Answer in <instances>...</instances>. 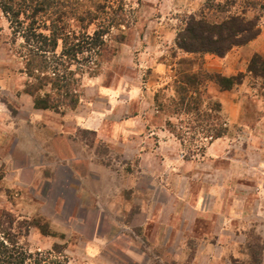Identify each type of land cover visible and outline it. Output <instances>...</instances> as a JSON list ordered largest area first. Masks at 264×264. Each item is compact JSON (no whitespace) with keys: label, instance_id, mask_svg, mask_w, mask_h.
I'll use <instances>...</instances> for the list:
<instances>
[{"label":"rangeland","instance_id":"obj_1","mask_svg":"<svg viewBox=\"0 0 264 264\" xmlns=\"http://www.w3.org/2000/svg\"><path fill=\"white\" fill-rule=\"evenodd\" d=\"M43 1L29 0L28 15L34 13L35 2ZM226 1L48 0L49 9L34 17V27L46 35L56 27L55 35L63 37H58L55 61L41 66L35 61L31 78L22 72L30 61L23 56L35 49L20 35L30 18L20 15L23 32L17 33L18 27L10 24L0 9V90H12L0 92V136L9 138L0 150L1 232L9 234L25 251L42 255L50 252L57 259L61 255L67 264H264V76H234L241 80L230 88L231 94H241L232 99L231 119L219 114L220 109L218 113L204 111L208 103L213 108L219 104V99L209 95L213 82L202 85L200 91L206 102L198 111L186 114L180 106V98L200 97L192 91L189 95L182 90L184 85L177 83L182 77L179 72L188 68L179 63L192 62V70L206 74V79L212 73L206 70L203 59L175 56L176 34L189 16L220 21L229 14H240L246 4L237 2L230 8ZM2 2L14 8L24 4L23 0ZM255 11L261 30L264 13L259 8ZM247 16L252 17L253 12ZM95 31H99L102 42L91 48L81 36H91ZM74 34L77 41L72 40ZM63 38H68L67 44L63 45ZM127 39L126 50L135 54L126 51L119 57ZM64 48H70L71 53L61 56ZM135 49L141 57L136 56ZM137 58L165 62L170 67L166 81L156 77L147 63L130 69V62L135 63ZM53 68L65 81L58 86L81 95L101 82L109 85L108 90L116 82L114 90H147L157 85L158 90H180L173 99L159 91L155 101L165 116V132L161 134H170L176 140L172 144L180 154L173 156L178 157L179 162H174L178 171L169 178L157 169L153 175L140 173L137 143L132 142L130 150L121 146L115 151L94 132L72 128L75 143L67 147L70 153L65 142H57L62 145L56 148L52 144L56 158L38 157L27 165L31 168H20L25 164L23 154L21 158L11 156V148L21 129L14 122L11 135L4 126L18 118H30V110L15 90H35L39 83L46 88L38 95L48 94L50 105L55 101L68 103L69 97L61 96L54 80H35L37 71L50 77ZM214 87L220 89L215 83ZM192 102L190 107H195L196 100ZM128 114L119 109L115 116ZM31 117L35 118L33 112ZM214 122L218 124L215 127ZM215 134L219 140L213 139ZM28 135L22 132L20 140ZM29 145L19 147L24 150ZM83 156L101 162L104 176L96 172L88 175L83 163L74 160ZM38 163L47 167L37 175ZM210 238H218L219 245L216 241L210 245Z\"/></svg>","mask_w":264,"mask_h":264},{"label":"crops","instance_id":"obj_2","mask_svg":"<svg viewBox=\"0 0 264 264\" xmlns=\"http://www.w3.org/2000/svg\"><path fill=\"white\" fill-rule=\"evenodd\" d=\"M126 49H129L128 39L124 43V47L119 50V57H121V55L125 56L126 51H128L129 54L130 52L132 55L135 54ZM134 51H137V57H141L137 55L139 49H135ZM177 55H180L181 59H193L195 57L194 55L186 54L178 50L175 46V56ZM254 56H260L264 60V27L261 28L259 35L245 46L232 49L222 58L213 55H204L201 57V60H205L204 64L208 72L223 77H234L238 74H250L247 68L250 60ZM144 63L149 65L148 67L151 69V72L159 79L165 80L167 78V71L170 67H168L165 62L157 59L145 60L142 62L137 58L135 63H133V61L130 62V69L142 67ZM116 83H114L112 90H108L107 86L109 85H104V83L101 82L94 86V90H83V95L77 90H72L71 93L75 94L77 97L75 105L72 106L69 105V103L62 102L57 109H36L33 104L34 97L28 94V90H15L17 94L19 93L21 98L25 99V102L28 104L26 109L28 111L30 110V118H18V120H12L4 126L5 130L8 129L11 131V135L14 133L12 131L14 122L15 126L22 130H17L19 139L15 138L11 148V154H13L11 156L21 158L22 156L20 153L23 154L25 164L20 168L24 169L30 167L27 165H30V162L38 157L42 158L40 160L47 159V155L56 158V148L62 145L57 142H65L66 149L67 147L70 148V142L75 143V136L71 134L72 128V130L75 131L94 132L96 138L102 142L104 141L106 147L111 150H115L121 146H127L130 150L129 145L132 146V142H135L138 146L135 152L137 153V158L141 161L139 167L142 170H140V173L153 175L156 174L155 171L157 169L163 171L164 175L168 178L169 176H173L174 171H178L176 163L179 162L177 155L176 158L173 157L174 154H178V151L172 144L176 140L172 138L170 134H161L162 130H164L163 125H165V116L158 111L159 109L155 106V101L159 91L165 92L166 97L171 99L175 98V91L158 90L160 89L158 85L154 86L155 88H149L147 90H114V88L117 87ZM211 83L212 82H207L206 85ZM212 85V91L209 92V95L210 97L219 99V114L221 113L222 116L228 115L231 119V117H233L232 110L230 109V106L233 104L232 99H237V96H239L238 93L240 92H235L234 95H232V89H229L231 91H220L221 89L214 87V83H212ZM233 90H242V88H234ZM0 92H5L7 94L12 92V90H0ZM44 95L45 94L42 96ZM121 100L124 102H121ZM228 108L230 111H228ZM119 109H125L126 112L131 114H128L126 117L117 118L115 115L118 113ZM32 112L35 118L31 117ZM108 115L113 116L110 118ZM42 122L46 124L42 125ZM39 127L41 128L39 129ZM112 128L113 130L111 131ZM25 131L30 133V136L28 135V137L23 138L22 141L24 142H22L20 140V138H22L21 134ZM8 139L7 135L0 136V150L3 149L1 146H5L6 143H8ZM219 139L220 138L216 140ZM23 143H28L30 145L28 148L26 147L22 150L19 146ZM77 143L80 142L77 141ZM46 144L47 146L50 145L49 149H47ZM52 144L56 146L55 149L52 148ZM67 152L70 153L68 149ZM178 156L180 157V154H178ZM89 157H74V160H79V162L83 163L82 165L85 167L84 170H86L88 175L91 176L92 172H96L104 176L103 172L105 170H103V164L98 161H93L92 158ZM91 160L94 163H92ZM175 160L177 161L176 163H174ZM46 167L42 163H38V165L35 166L38 171L37 175L41 173L40 171L44 172ZM30 180L31 179H29L28 182H30ZM89 180L91 181L92 177L91 179L89 178ZM151 221H154L152 217ZM210 241V245L215 241L216 244L219 245L218 238H210Z\"/></svg>","mask_w":264,"mask_h":264},{"label":"trees","instance_id":"obj_3","mask_svg":"<svg viewBox=\"0 0 264 264\" xmlns=\"http://www.w3.org/2000/svg\"><path fill=\"white\" fill-rule=\"evenodd\" d=\"M24 4L14 8L9 2H2L0 3V9L2 13L8 17V21L10 24H14L18 27V30H16L17 33L23 32L20 28L23 26V20L20 19V15L25 14L27 19L30 18V23L26 26L24 29L25 32L21 33V38L23 42L26 45L31 46L35 49V51L30 50L28 55L23 56V58L30 60L26 62L23 73L26 74L29 78L32 76V71L36 67V65L33 66V63L35 64V61L40 62L41 64H48L49 62L52 63L56 59V43L57 40L60 39L58 37H63L61 35H55L56 33V27L53 28V30L49 31V35L43 34L42 31H39L37 27H34V17L42 13L45 10H48L47 6L50 4L48 3V0H44L43 2H35L34 4V10L32 15H28V9H30L29 0H23ZM36 1V0H32ZM237 2H246L243 10L240 14H229V16H226L222 20H206L203 16L197 17V16H189L187 17L183 27L178 30L176 37H175V45L178 50L196 56L199 59H201L204 55H213L218 58L224 57L226 54H228L232 49L237 47H242L254 40L260 33V27H259V19L260 16H257L256 13L258 11H255L256 8H259V11L261 13H264V0H227L226 6L232 7ZM32 3V2H31ZM27 9V10H26ZM249 11L253 12V16L246 17V13ZM228 11H226L227 13ZM255 12V13H254ZM229 13V12H228ZM76 35H73V41L77 39L75 38ZM68 38H63L62 41L64 42L63 45L67 42ZM81 39L86 40L87 44H90L91 48L99 47V42H102L101 36L99 34V31L93 32L91 36L84 34L81 36ZM82 40V41H83ZM31 43V44H29ZM79 43V40H78ZM34 45V47L32 46ZM71 53V49L64 48L61 50L60 55L64 56L66 54ZM73 52V51H72ZM66 53V54H65ZM76 55V53H73ZM193 61V60H190ZM260 63V66L257 67V64ZM179 65H185L188 66L187 69L182 70V72H179V77L182 75L181 79L177 82L179 84H183L185 87L182 90H185L186 92L190 91L194 92L197 97H200L199 99L194 98H180V106H183V112L188 114L191 111H198L199 106L203 105L204 102H206V97H202V92L200 91L202 89V85L206 84L207 82H213L220 89L223 91H228L233 85L239 83L241 80H236L234 77H223L218 74H211L210 78L206 79V74H203L198 71L192 70L191 66H193L192 62L185 63V60H182V62L179 63ZM261 65L263 70H261ZM34 67V68H33ZM37 71V70H35ZM56 69H52L50 72V77H44V73H41L37 71L40 76L36 75L35 78L36 81L40 80L41 82H48L52 83L53 80L56 82L55 87H60L59 90L61 93H63L61 96L69 97V105L74 106L76 103V95L72 94V90H63V86H58V83H64L62 82L63 79H61L62 75H59ZM248 73L252 74L253 76H260L263 78L264 76V60L260 56H254L247 68ZM259 72H262V74H258ZM242 76V75H239ZM203 81H200L201 79ZM205 78V79H204ZM237 81V82H235ZM35 90H33V87H31V90H28V94L32 95L33 98V104L36 109H57L59 105L62 103H58V101H55L54 105H50V96L48 94H45L44 96L38 95L39 92L43 91L46 87L42 84H39ZM68 87V85H67ZM55 89L54 87H51V89ZM56 90V89H55ZM64 91V92H62ZM180 90H175L176 95H180ZM60 96V99L62 97ZM71 97V98H70ZM196 100V103L193 104L195 107H190L192 105V101ZM184 102H186L184 104ZM67 103V104H68ZM209 104V103H208ZM207 106L204 107L205 113L211 112V113H218L219 112V104L217 103L216 108H213V106ZM210 107V108H209ZM218 115V114H217ZM208 116V115H206ZM215 121L218 122L219 118L214 117ZM218 124L214 122L213 126H217ZM219 138V135L215 134V137L213 139ZM11 236L9 234H5L3 231H0V264H67L66 258L62 257L61 255H58V259L56 256L51 257L50 252L39 254V252H36L35 254H32L28 251H25L22 249L17 242H15L13 239L10 238ZM55 249V248H54ZM51 253L57 255L60 253H55L53 250H51Z\"/></svg>","mask_w":264,"mask_h":264}]
</instances>
